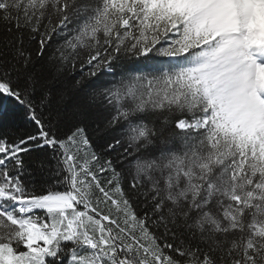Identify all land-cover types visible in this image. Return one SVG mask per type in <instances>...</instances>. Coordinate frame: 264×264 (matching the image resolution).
I'll return each mask as SVG.
<instances>
[{
    "label": "snow or ice",
    "instance_id": "1",
    "mask_svg": "<svg viewBox=\"0 0 264 264\" xmlns=\"http://www.w3.org/2000/svg\"><path fill=\"white\" fill-rule=\"evenodd\" d=\"M0 264H264V0H0Z\"/></svg>",
    "mask_w": 264,
    "mask_h": 264
},
{
    "label": "trees",
    "instance_id": "2",
    "mask_svg": "<svg viewBox=\"0 0 264 264\" xmlns=\"http://www.w3.org/2000/svg\"><path fill=\"white\" fill-rule=\"evenodd\" d=\"M158 59L160 60H166L167 58L166 57H159ZM151 62H144L143 61V58H140L139 60H137L133 65L132 67L134 69H143V70H147L148 68V64H150Z\"/></svg>",
    "mask_w": 264,
    "mask_h": 264
}]
</instances>
